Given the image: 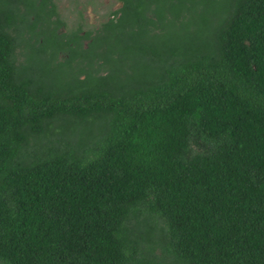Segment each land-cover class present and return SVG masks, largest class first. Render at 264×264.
<instances>
[{
  "label": "trees",
  "instance_id": "obj_1",
  "mask_svg": "<svg viewBox=\"0 0 264 264\" xmlns=\"http://www.w3.org/2000/svg\"><path fill=\"white\" fill-rule=\"evenodd\" d=\"M119 2L0 0V264H264V0Z\"/></svg>",
  "mask_w": 264,
  "mask_h": 264
},
{
  "label": "rangeland",
  "instance_id": "obj_2",
  "mask_svg": "<svg viewBox=\"0 0 264 264\" xmlns=\"http://www.w3.org/2000/svg\"><path fill=\"white\" fill-rule=\"evenodd\" d=\"M59 18L66 28L79 24L83 29L95 27L110 11L119 6V0H53ZM214 19V17H212ZM27 51V50H26ZM28 54V51H27Z\"/></svg>",
  "mask_w": 264,
  "mask_h": 264
},
{
  "label": "flooded vegetation",
  "instance_id": "obj_3",
  "mask_svg": "<svg viewBox=\"0 0 264 264\" xmlns=\"http://www.w3.org/2000/svg\"><path fill=\"white\" fill-rule=\"evenodd\" d=\"M119 5H120V3H119Z\"/></svg>",
  "mask_w": 264,
  "mask_h": 264
}]
</instances>
